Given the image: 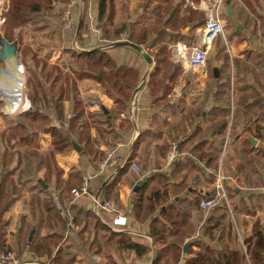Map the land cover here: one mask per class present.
I'll return each instance as SVG.
<instances>
[{
	"label": "crops",
	"instance_id": "0c3cea01",
	"mask_svg": "<svg viewBox=\"0 0 264 264\" xmlns=\"http://www.w3.org/2000/svg\"><path fill=\"white\" fill-rule=\"evenodd\" d=\"M176 1L109 0V4L117 10L116 21L138 22L142 28L157 25L168 16L165 10ZM182 1L183 10L191 6L202 11L197 6L201 1L220 2L226 29L212 45L210 65L190 68L181 62L183 71L172 92L167 98H155L149 87L156 71L154 57L151 56L153 64L150 65L131 46L128 50L112 49L113 57L120 63H129L134 57L135 63L129 64L140 71L138 87L127 109L105 125L108 137L95 150L86 154L74 141L80 150L74 147L56 155L65 177L71 169H79L82 180L90 178L92 193L113 199L122 208L127 224L111 225L109 215L100 217L95 213L90 197H75L71 190L70 198L63 195L60 200L74 204L70 213L78 216L80 223H69V228L65 229L51 220L54 214L45 204L51 198L58 203L59 190L51 186L39 198L25 189L3 216L8 225L0 228V247L11 248L21 256L48 258L52 264H153L158 244L150 235L149 221H138L133 212L135 191L130 177L132 174L139 177L132 169V164L137 163L142 167V179L150 183L155 174L167 172L170 176L174 170V177L169 180L168 199L178 198L172 191L181 188L178 193L198 203L196 209H191L194 228L185 237L184 248L188 244V251L183 250L184 259L194 255L189 252L191 247L198 252L220 253L222 259L224 254L239 252L243 264H256L255 260L261 257L264 264V0ZM53 4L56 9L67 8L71 23L79 18L77 30L84 10L89 12L91 22L87 15L86 31L81 33L85 47H80V51L105 46L97 29L99 0H55ZM203 27L195 30L193 43L200 40ZM189 30L187 26L183 33L190 35ZM126 39L123 34L121 40ZM177 42L185 43L178 39L169 46ZM141 46L148 53L147 47ZM215 69H218L217 76ZM78 84L88 112L98 111L90 100L107 111L116 105L114 98L94 80L88 78ZM135 94V109L131 111ZM69 114L67 112L68 118ZM146 130L151 132L152 142L135 145L140 133ZM91 133L95 136L96 128L93 127ZM74 137L79 138L77 134ZM177 138L180 159L175 168L173 162L166 164V154ZM48 149L39 148L43 153ZM127 164L130 169L120 182L111 184ZM3 172L0 162V173ZM218 175L223 179L226 195L215 206L202 208L200 201L216 192ZM42 177L41 172L37 180ZM89 213H93L94 218ZM71 215L68 222L73 219ZM112 233L119 236L113 237ZM58 235L62 239L52 245L51 253H34L33 245ZM127 236L143 244L147 251L139 255L134 248L126 249L121 240ZM61 248L64 251L56 258Z\"/></svg>",
	"mask_w": 264,
	"mask_h": 264
},
{
	"label": "trees",
	"instance_id": "16d2710c",
	"mask_svg": "<svg viewBox=\"0 0 264 264\" xmlns=\"http://www.w3.org/2000/svg\"><path fill=\"white\" fill-rule=\"evenodd\" d=\"M54 1L10 0L7 12L9 29L11 30L14 25L25 23L37 14L47 13V15L52 14L53 17L58 18L59 16H54L58 11L64 15L67 8L56 9ZM64 1L69 2V0ZM165 13H168V16L165 18L160 16L162 19L157 25H145L139 28L138 22L116 21L117 10L109 4V0H99L97 29L101 32L105 46L83 51L76 48L70 49L74 61H76V64L71 68V78L69 74L64 75L58 66L55 67L56 71L51 69L44 72L47 63L42 60L41 56L31 53L29 59L28 53V55H23L22 61L27 70L28 98L32 107L12 117L9 131L3 135L6 148L0 152V162L4 169V172L0 173V228L4 229L8 225V222L3 220V216L25 189H29L32 194L35 193L41 198V195L48 192L47 190L51 186L59 190L58 203L52 198L45 202L48 209L52 210L51 213L54 214L53 217L51 216V220L53 219L57 225L63 226L65 229L69 228V223H80L79 217L70 213L74 204H65L60 199L63 195L70 198L72 188L81 183L82 173L79 169L73 168L65 177L64 169L57 163L56 155L73 149L74 141L82 146L86 154L90 153L92 149L95 150L108 137L109 132L105 125L112 123L113 118H117L121 112L127 109L138 87L140 71L129 63H120L111 53L114 48L127 50L130 48L116 43L121 41L123 34L126 35V40L140 46L145 45L148 54L153 56L156 61V71L149 81L151 95L155 98H167L172 92L178 83L183 66L181 62L175 63L171 59L169 44L183 39L185 43L192 45L196 34L195 30L205 25L206 16L204 11L191 6H187L183 10L182 0L176 1V4H173L169 10H165ZM87 15L89 16V12L85 9L79 30H76L77 38L84 30V19ZM62 19L63 16H61ZM66 23L65 21L64 25ZM70 23H67L68 28H70ZM187 26L190 28V35L183 33ZM224 26L226 29L225 23ZM5 37L12 41L10 34H5ZM131 49L138 51L135 48ZM208 64L210 65V62ZM41 71L44 72L43 78H41ZM212 75L211 73V78ZM88 78L94 80L110 97L114 98L116 105L110 111H107L106 108L93 112L86 110V101L80 95L78 82ZM218 79L216 78V80ZM67 100L71 101V106L67 104ZM182 110L185 111V109ZM67 112L71 114L69 118ZM93 127L96 128L95 136H92L91 133ZM47 131L53 136V148H49L43 154L39 152V138ZM150 133L148 130L141 132L135 145L152 142L153 138ZM74 134H77L79 138L75 139ZM177 139L175 141L179 147L180 140ZM21 144L26 148H17ZM32 146L37 148H32ZM178 151L180 152L179 148ZM98 153L100 152L98 151ZM179 156L172 163L175 168L180 159ZM129 169L130 164L124 165L111 184L115 185L120 182ZM40 172L43 177L37 180V177H40ZM173 172L170 176H167V172L155 174L152 177L153 183L146 179L137 191H135V187L142 177L133 174L130 177L135 191L133 205L135 218L138 221H149L150 235L158 244L153 264H243L239 252L224 254L225 258L222 259L220 253H215L212 250L198 252L191 247L189 252L194 255L184 259L185 237L191 234L194 228L191 221V209H196L198 203L196 200H188L187 196L178 193L177 191L181 188L172 191L178 198L172 201L168 199L169 180L174 177ZM53 178H55L54 181ZM70 215L73 219L68 222ZM89 215L91 218L95 216L93 213H89ZM82 230L81 228L80 232ZM112 236L117 237L119 234L112 233ZM61 239V235L45 239L47 241L36 243L32 249L38 255L51 253L52 245H57ZM121 241L126 249L134 248L139 255L147 251V247L132 241L128 236L122 238ZM63 251L64 248L59 249L56 258ZM255 262L262 264L263 259L260 257Z\"/></svg>",
	"mask_w": 264,
	"mask_h": 264
},
{
	"label": "rangeland",
	"instance_id": "374dc122",
	"mask_svg": "<svg viewBox=\"0 0 264 264\" xmlns=\"http://www.w3.org/2000/svg\"><path fill=\"white\" fill-rule=\"evenodd\" d=\"M9 4H10V0L5 9H0V35L5 36V34H10L12 41L18 42L19 45L18 55H19V61L23 66V79H24L22 96L25 103L28 102L29 106L26 107L24 106L25 104H23L15 112H9L6 110L8 100L6 98H3L4 93L0 92V151L3 150V148H6V141L3 135L9 131L11 118L17 116V114L22 112L23 110L32 107V103L31 101H29L28 98L29 89L26 85L27 70L25 69V65L22 61L23 55L28 53L29 59L31 58L32 54L41 56L42 60H45L47 63L46 64L47 67L45 68L44 72L50 71L51 69L56 71L55 67L58 66L61 69V71H63L64 75L69 74L71 78L72 77L71 68L72 65L76 64V61H74L70 49L76 48L80 50V47H85V45L83 44L84 41L82 40L83 39L82 36L78 37L80 38V40L78 41L75 40L77 39L76 30H77V25L79 24V18L74 23L69 22L70 28H68L69 25H67V23L64 25L66 21L64 19L66 13L63 15L62 13L60 14L58 11H56L54 16H59L58 18L53 17L52 14L47 15V13L37 14L34 17H32V19L25 21V23L23 24L14 25L10 30L9 29L10 23L9 21L7 22V18H8L7 12L9 9ZM45 15L47 16L45 17ZM61 16H63L62 20H61ZM83 17L84 16L82 14L81 18ZM88 18L89 21L91 22L90 15L88 16ZM85 25L87 26V23L84 22L83 29L86 31ZM124 36L126 37L125 34ZM121 37H123V35ZM0 48H1V44H0ZM211 56H212V50L208 61L213 60ZM128 61L129 63H135L134 57L130 58V60ZM2 66H4V63L0 61V67ZM44 72L42 73L41 71V75H42L41 78H43ZM7 80H8L7 77H5V82H6L5 85L8 86L9 80L8 81ZM67 104H69V106L72 105L71 101L68 100H67ZM52 142H53L52 134L49 131L44 132V134L41 135L39 138L38 148H53ZM17 148H26V147L21 144L17 146ZM32 148H37V147L32 146ZM39 152L43 153L41 150ZM34 196H36L35 193Z\"/></svg>",
	"mask_w": 264,
	"mask_h": 264
},
{
	"label": "built area",
	"instance_id": "2783aa9c",
	"mask_svg": "<svg viewBox=\"0 0 264 264\" xmlns=\"http://www.w3.org/2000/svg\"><path fill=\"white\" fill-rule=\"evenodd\" d=\"M9 0H0V9H5ZM205 12L206 23L203 27L200 40L192 45L183 42H177L169 46L171 50V58L175 63L184 62L190 68H204L207 66L208 59L212 50V45L216 38L224 34L225 26L221 16L220 2L208 3L201 1L198 5ZM64 19L67 23L70 22V12H66ZM2 22V21H1ZM4 22V19H3ZM136 94L134 95L131 111L135 109ZM90 103L95 109L100 110L101 105L91 101ZM70 116V115H69ZM124 116V115H123ZM179 155L177 142L174 141L171 148L166 154V164L169 165ZM109 158L104 159V163L108 162ZM132 169L139 177L142 176V167L137 164H132ZM75 197L88 196L92 201V208L100 217L103 214L109 215L111 225L125 226L127 224V216L124 214L122 208L110 198H103L100 194L91 192L90 178L85 177L78 187L72 189ZM225 188L221 175H218L216 192L214 196L204 198L200 201L202 208H210L217 204L221 197H225ZM0 264H52L48 258L21 256L18 255L11 248L0 247Z\"/></svg>",
	"mask_w": 264,
	"mask_h": 264
},
{
	"label": "water",
	"instance_id": "95a60500",
	"mask_svg": "<svg viewBox=\"0 0 264 264\" xmlns=\"http://www.w3.org/2000/svg\"><path fill=\"white\" fill-rule=\"evenodd\" d=\"M118 44H123V45H128L131 46L133 48H135L136 50H138L143 56L144 58L147 60V62L152 65L153 64V59L152 57L142 48V46L137 45L129 40H121L116 42ZM0 44H1V48H0V60L4 63V66L0 67V88L6 84L5 82V77H6V73L7 71H9L8 69V60L12 59L15 63H17V65L19 66L20 69V77L22 79V71H23V66L19 61V55H18V42L17 41H11L10 39H8L5 36L0 35ZM215 75H218V69H215ZM74 146L75 148H77V150H80V147L78 146V144L76 142H74ZM145 181V179H141L138 183V185L135 187V191H137L138 187L143 184V182ZM184 251L187 252L188 251V244L185 246Z\"/></svg>",
	"mask_w": 264,
	"mask_h": 264
},
{
	"label": "bare ground",
	"instance_id": "6f19581e",
	"mask_svg": "<svg viewBox=\"0 0 264 264\" xmlns=\"http://www.w3.org/2000/svg\"><path fill=\"white\" fill-rule=\"evenodd\" d=\"M8 69L6 73V77L9 80L8 86L5 85L0 88V92L4 93L3 98L8 100V104L6 110L9 112H15L21 105L29 106L28 102L25 103L22 96L23 89V71H22V79L20 77V69L17 63H15L12 59H9ZM7 80V81H8Z\"/></svg>",
	"mask_w": 264,
	"mask_h": 264
}]
</instances>
